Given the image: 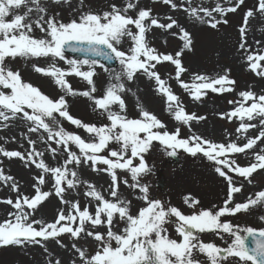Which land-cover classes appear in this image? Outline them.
I'll return each mask as SVG.
<instances>
[{
	"label": "snow or ice",
	"instance_id": "1",
	"mask_svg": "<svg viewBox=\"0 0 264 264\" xmlns=\"http://www.w3.org/2000/svg\"><path fill=\"white\" fill-rule=\"evenodd\" d=\"M53 2L60 3L61 0ZM160 2L173 10L178 8V4L173 0ZM229 2L232 4L231 7H223L217 3L212 9L189 6L184 10L200 23H206L212 29H216L220 23L227 24L226 15L237 12L245 0ZM30 4L34 5V8L30 7ZM137 8L138 0L137 3L127 2L123 7L111 4L107 11L84 12L78 20L73 19L64 23L53 16L45 19L44 15H40L46 13V8L41 6L39 0H0V120L9 121L19 116L33 125L29 132L34 133L43 129L48 134V140H54L67 154L62 166L50 167L41 158L44 154L36 151L35 142L31 139H28V144L32 148L26 154L0 147V155L30 162L41 170L32 185L34 195L31 196L21 193L13 177L5 175L3 170H0V181L5 184L11 182V191L16 193L15 200L11 198L0 200V203L15 210L8 213L9 219L0 222V246L41 245L42 241L49 239L61 244L59 237L69 234L73 239H79L82 235L91 238L96 245L94 253L89 254L76 243L72 244V249L79 256V264H204V261L198 259L201 255L206 258L207 264H229V261H234L235 264H264V228L257 229L251 226L241 228L230 221H222V217L226 215L234 216L242 211L264 207V190L256 192L254 198L250 196L246 202H235L234 194L241 193L242 187L235 186L233 177L229 175L235 173L251 183V176L254 173L258 170L264 171V148L255 151L259 148L258 142L264 143V94L257 95L250 90L241 91L239 93L241 101H229L238 103V106L226 116L220 114L221 118L228 120H232L233 117L239 119L241 122L236 132L242 135L249 129H257V125L252 121L259 120L258 135L245 137L247 142L242 145L236 142L214 143L198 135L181 139L179 129L173 133L161 131L165 125L144 109L140 110V119H128L122 115L125 103L119 93L125 91V87L120 81L122 77L131 81L135 74L142 72L150 80L155 81L157 91L166 97L167 111L173 114L176 121L188 124L194 119H204L185 113L183 106L179 104V98L166 86L165 81L155 70L162 62H170L175 66L177 82L184 89L190 90L196 100H200L206 94L205 90L213 93L230 92L234 90L235 84L227 74L215 78L194 74L193 82L185 83L181 79V74L186 72L181 57L184 50L191 49L190 33L171 16L167 17V23H161L152 15L151 9L140 8L135 17L129 15V10ZM21 9L25 10L21 12ZM14 10L16 14L13 15ZM33 12L38 14V18L34 23L28 22ZM254 12L264 14V0H258L255 9L244 12L243 24L238 29L239 49L248 52L246 55L248 68L257 76L264 77L262 63L264 51L257 54L249 52L246 48L247 24L254 16ZM214 13H218L221 18L216 19ZM9 16L13 18L8 19ZM132 26L136 31H133ZM34 27L45 33L47 38H35L31 35ZM152 27L165 31L178 28L179 38L184 41L183 47L174 55L157 52L146 40V33ZM125 38L132 42L127 52L118 47ZM259 43L257 41V44ZM66 49L90 54L91 57H102L107 61H117L122 68L121 72L115 74L117 83H110L103 97L95 98L93 93L96 91L94 84L96 67L99 66L104 71L108 69L95 58L66 59ZM17 57H51L67 63L69 65L67 69H62L55 63L47 67L33 65L35 72L52 77L65 95L53 100L31 83L24 82L18 71H13L6 65L7 58ZM68 76L82 78L91 86L90 89L77 92L66 79ZM71 95L94 99L96 108L107 114L110 124L96 126L83 123L71 116L65 98ZM113 105H118L119 111H113ZM55 114L72 125L83 128L95 138V142H86L79 135L68 132L63 127L54 130L47 121L50 119L53 124H58ZM111 142L118 144L119 149L111 150L108 156L101 154L108 150ZM153 142H159L166 149H171L167 152L169 156H175L176 150L181 149L193 157L202 154L208 161L213 162L215 172L224 178L228 185L227 198L223 206L218 210L201 209L198 212L193 211L191 215H185L178 208L166 206L159 199H150L149 187L140 184L139 177L151 171L144 154L150 150ZM73 145L79 149V155L72 150ZM50 150L56 152L55 148ZM248 150H252L254 154V162L248 166L242 167L235 159H229V154H242ZM137 158L139 164L134 165ZM89 162L94 171H104L110 176V195L114 198L106 199L94 185L87 184L88 191L84 194L97 202L94 214L87 206L81 210L78 202H70L64 197L67 190L76 188L80 183L76 171L70 170L68 165ZM97 165L106 167L98 168ZM117 170L130 173L133 183L129 184L128 180H124V184L132 189H138L146 203L136 215L131 214V201L119 197L120 178ZM45 174H50L54 194L67 206L66 209L59 211L54 222L48 223L30 219L31 213L52 195V192L42 190V186L46 184ZM184 203L195 209L199 201L185 196ZM26 208L29 211H26ZM260 220L264 222V216H261ZM170 223L175 225L179 241L169 236L167 225ZM119 224H123L122 230L115 231L114 228ZM37 225L39 227H36ZM100 227L106 230L101 232L98 230ZM204 233H214L221 238L226 234L230 242L226 247L204 242L201 239V234ZM55 264H61V261L56 259ZM72 264H77V261L73 260Z\"/></svg>",
	"mask_w": 264,
	"mask_h": 264
},
{
	"label": "rangeland",
	"instance_id": "2",
	"mask_svg": "<svg viewBox=\"0 0 264 264\" xmlns=\"http://www.w3.org/2000/svg\"><path fill=\"white\" fill-rule=\"evenodd\" d=\"M39 2L41 6L46 8V13L40 14L44 15L45 19L53 16L60 22L68 23L73 19L78 20L79 16L84 12L102 13L109 10L111 4L123 7L127 2L137 3V0H68V2L61 0L60 3H54L53 0H39ZM173 2L178 4V8L175 10L168 5H164L160 0H138V8L129 10V15L135 17L136 12L140 8H145L151 9L152 15L161 23H167L168 16L176 19L179 25L190 33L192 40L191 49H186L182 53V65L186 72L181 74V79L185 83L191 84L194 74L206 75L210 78L227 74L230 79L235 81L234 90L224 93H213L210 90H205L206 94L200 100H196L191 95L190 90L184 89L177 82L175 66L170 62H162L156 66L155 70L161 79L165 81L166 86L170 87L173 94L179 98V104L183 106L185 113L193 114L196 117H204V119H194L189 121L188 124L176 121L173 114L167 111L166 97L157 91L155 81L150 80L142 72L135 74L131 81H128L126 77H122L120 82L124 84L125 91L119 94L124 100L125 110L121 114L128 119H140V110L144 109L155 115L165 125V128L161 129V131L173 133L179 129V138L181 139L198 135L214 143L227 144L236 142L242 145L247 142L245 137L258 135L259 120L252 121V123L257 125V129H249L247 133L242 135L236 132L241 122L239 119L233 117L232 120H228L227 118H221L220 114L223 113L226 116L238 106V103H229V101H241L242 98L239 96L241 91L250 90L257 95L264 94V77L257 76L248 68V62L246 61L248 52L239 49L240 34L238 29L243 24V14L248 9H255L258 0H245L237 12L226 15L228 23H220L216 29H212L206 23H200L184 9L189 6L212 9L217 3L223 7H231L232 4L229 0H173ZM179 5H183V7H179ZM29 6L34 8V5L30 4ZM24 10L21 9L20 11ZM14 14H16L15 10L13 11ZM213 15L216 19L221 18L218 13ZM11 18L13 17H8V19ZM37 18L38 14L33 12L30 14L28 22L34 23ZM132 27L133 31H136L134 26ZM31 35L35 38H47L45 33L35 27ZM179 36L178 28L165 31L152 27L146 33V40L148 45L156 49L157 52L174 55L175 52L183 47L184 41ZM257 41L260 43L257 44ZM131 46L132 42L127 38L118 45L120 50L126 52ZM246 48L249 52L257 54L264 51V14L254 12V16L249 19ZM66 59L70 58L66 56ZM52 63L62 69L69 67L64 61L51 57L6 59L7 67L13 71H18L24 82L31 83L43 94L55 100L61 95H65V92L54 83L52 77L37 73L33 69V65L47 67ZM84 70H86V67ZM121 71L122 68L118 62L117 68L114 70L104 71L97 66L94 77L96 91L93 96L95 98L103 97L108 85L117 83L115 74ZM66 79L77 92L89 90L91 87L80 77L68 76ZM65 98L69 114L74 118L80 119L83 123L96 126L110 124L107 120V114L102 109L96 108L94 99L81 95L65 96ZM248 103L250 104L251 101ZM112 110L119 111L118 105H113ZM55 115L57 116L58 124H53L50 119L47 121L54 130L58 127H63L66 131L79 135L86 142H95V138L83 128L72 125L64 118L59 117L58 114ZM245 122L247 123L248 121L245 120ZM32 126L30 122L23 120L19 116L9 121L0 120V147L8 151H17L18 147L20 152L26 154L31 151L32 146L28 144V139H31L35 142L36 151L44 154L41 158L44 159L47 165L50 167L62 166L64 159L67 157L62 147L57 145L54 140H48V134L43 129L34 133L29 132V128ZM258 144L259 148L255 149L257 152L260 148H264V143L258 142ZM52 148L56 149L55 153L50 150ZM118 149L119 145L111 142L108 150L101 154L108 156L111 150ZM72 150L78 155L80 154L79 149L75 145L72 146ZM168 151H171V149H166L159 142H153L150 150L144 154V159L151 171L140 176L139 182L149 187V198L159 199L166 206H174L185 215H191L193 211L198 212L201 209L218 210L219 207H222L224 200L227 198L228 185L227 181L215 172L213 162L208 161L202 154L193 157L183 150L177 149V154L175 155L177 162L173 163L169 159V155H167ZM229 159H235L243 167L254 162V154L252 150H248L242 154H229ZM138 164L139 159L137 158L134 160V165ZM68 167L70 170L76 171L80 183L76 188L65 192L64 197L66 200L78 202L81 210L87 206L90 212L94 214L97 202L84 194L88 191L87 184L94 185L106 199L114 200L110 195L111 178L106 172L94 171L90 167V162L89 164L80 165L70 164ZM97 167L105 168L106 166L97 165ZM0 170H3L5 175L12 176L18 185L20 181L26 180L28 187L26 185L19 186L20 192L29 196L34 195L32 185L41 172L35 165L19 158L10 159L0 155ZM159 170L164 175L165 184L163 190L157 189L154 184V173ZM117 174L120 178L119 197L131 201V214L136 215L140 208L146 206V203L141 198L142 194L139 193L138 189H132L124 184V180H128L129 184L133 183L129 172L117 170ZM229 175L233 177L235 186L242 187L241 193L234 194V201L237 203L246 202L247 198L250 196L254 198L256 192L264 190V171L258 170L254 173L251 176V183H248L247 180L235 173H229ZM45 176L46 184L42 186V190L50 191L52 195L39 205L37 210L48 202H51L52 206L47 204L41 217L34 219L48 223L54 222L59 211L66 209L67 206L61 203L60 198L54 194L53 181L50 174H45ZM10 183L5 184L0 181V200L8 198L15 200L16 193L11 191ZM185 196L199 201L195 209L189 208L184 203ZM25 210L29 211L27 208ZM13 211L15 210L10 206L0 203V222L10 218L2 215L3 212L8 215L9 212ZM261 216H263L262 207H258L251 211H242L234 216L226 215L222 217V221H230L233 225H239L241 228L251 226L259 229L264 228V222L260 220ZM36 227L39 226L37 225ZM122 228L123 224H119L114 230L120 231ZM167 228L169 236L179 241L180 237L175 232V225L170 223ZM98 230L104 232L106 229L100 227ZM59 239L61 244L49 239L48 241H42L41 245L0 246V264H49V262L55 264L56 259H59L61 264H72L73 260L79 264V256L72 249L73 243H76L78 247L83 248L89 254L94 253L96 250L93 240L83 235L79 239H73L69 234H63ZM201 239L204 242H213L220 247H226L230 242L226 234L221 238L214 233H204L201 234ZM45 246L47 252H45ZM198 259L207 264L203 255L199 256ZM229 264H235V262L229 261Z\"/></svg>",
	"mask_w": 264,
	"mask_h": 264
},
{
	"label": "water",
	"instance_id": "3",
	"mask_svg": "<svg viewBox=\"0 0 264 264\" xmlns=\"http://www.w3.org/2000/svg\"><path fill=\"white\" fill-rule=\"evenodd\" d=\"M65 55H68L69 57L74 58V59L95 58V59H98L101 63H103L105 65V67L108 69H114L117 65V61H115V60L107 61V60H104L102 57H91L90 54L72 52L70 49L65 50ZM171 157H173V156H171ZM156 185L158 187L163 186V177L159 173L156 175Z\"/></svg>",
	"mask_w": 264,
	"mask_h": 264
},
{
	"label": "bare ground",
	"instance_id": "4",
	"mask_svg": "<svg viewBox=\"0 0 264 264\" xmlns=\"http://www.w3.org/2000/svg\"><path fill=\"white\" fill-rule=\"evenodd\" d=\"M14 144H17V143H14ZM14 147H15V146H14ZM17 151H19L18 147H17ZM25 181H26V180L20 181V182H19V186L26 185V182H25ZM26 186L28 187V185H26ZM47 204L50 205V206H52V203H51V202H48ZM47 204H44V206H43L41 209L36 210L35 212H33V214H31L30 219H34V218H35V219H39V218L41 217L42 213H43V210L46 209V205H47ZM2 215H4L5 217L8 216V215H5L4 212H3ZM2 220H3V219H2Z\"/></svg>",
	"mask_w": 264,
	"mask_h": 264
}]
</instances>
